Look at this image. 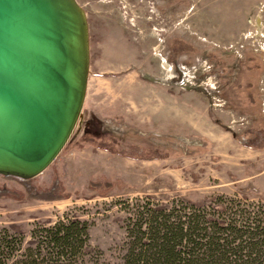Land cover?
Here are the masks:
<instances>
[{
  "label": "rangeland",
  "instance_id": "374dc122",
  "mask_svg": "<svg viewBox=\"0 0 264 264\" xmlns=\"http://www.w3.org/2000/svg\"><path fill=\"white\" fill-rule=\"evenodd\" d=\"M78 2L90 30L83 110L56 160L30 180L40 189L61 182L70 197L1 199L0 239L22 233L24 250L35 228L72 213L90 222L95 250L79 264H125L127 228L143 208L224 196L260 212L264 148L242 146L236 135L264 127V29L256 26L259 18L264 25V0ZM113 141L167 157L96 148ZM104 180L111 191L90 188ZM1 188L25 193L3 176Z\"/></svg>",
  "mask_w": 264,
  "mask_h": 264
},
{
  "label": "water",
  "instance_id": "95a60500",
  "mask_svg": "<svg viewBox=\"0 0 264 264\" xmlns=\"http://www.w3.org/2000/svg\"><path fill=\"white\" fill-rule=\"evenodd\" d=\"M90 71L78 0H0V176L32 180L69 142Z\"/></svg>",
  "mask_w": 264,
  "mask_h": 264
},
{
  "label": "trees",
  "instance_id": "16d2710c",
  "mask_svg": "<svg viewBox=\"0 0 264 264\" xmlns=\"http://www.w3.org/2000/svg\"><path fill=\"white\" fill-rule=\"evenodd\" d=\"M259 129L249 131L252 138L236 135V139L242 146L263 149L264 127ZM115 146V142H101L96 148L134 160L167 157L138 147ZM10 178L23 183L25 193L1 188L0 200L57 202L70 197L61 182L40 189L30 180ZM90 188L111 191L114 184L104 180L90 183ZM181 204L143 208L137 214L127 228L131 249L125 264H264L263 205H258L260 212L254 213L238 199L224 196L200 202L184 199ZM90 230L88 220L67 213L51 226L35 228L24 250L22 233L1 238L0 264L10 260L13 264H79L95 251L90 244Z\"/></svg>",
  "mask_w": 264,
  "mask_h": 264
},
{
  "label": "built area",
  "instance_id": "2783aa9c",
  "mask_svg": "<svg viewBox=\"0 0 264 264\" xmlns=\"http://www.w3.org/2000/svg\"><path fill=\"white\" fill-rule=\"evenodd\" d=\"M262 12V11H261ZM259 22V23H258ZM258 22L256 20V26L260 29H264L263 20L261 18L258 19Z\"/></svg>",
  "mask_w": 264,
  "mask_h": 264
}]
</instances>
